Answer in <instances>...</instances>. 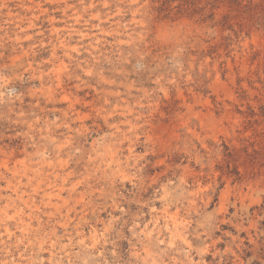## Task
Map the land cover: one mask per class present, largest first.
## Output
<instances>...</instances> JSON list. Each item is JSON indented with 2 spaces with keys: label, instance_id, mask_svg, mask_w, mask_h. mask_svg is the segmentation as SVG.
Here are the masks:
<instances>
[{
  "label": "clouds",
  "instance_id": "clouds-1",
  "mask_svg": "<svg viewBox=\"0 0 264 264\" xmlns=\"http://www.w3.org/2000/svg\"><path fill=\"white\" fill-rule=\"evenodd\" d=\"M0 264H264V0H0Z\"/></svg>",
  "mask_w": 264,
  "mask_h": 264
}]
</instances>
